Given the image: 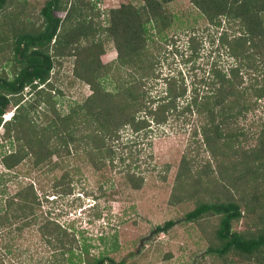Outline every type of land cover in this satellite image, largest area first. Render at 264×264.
<instances>
[{
	"label": "trees",
	"instance_id": "obj_1",
	"mask_svg": "<svg viewBox=\"0 0 264 264\" xmlns=\"http://www.w3.org/2000/svg\"><path fill=\"white\" fill-rule=\"evenodd\" d=\"M139 1L142 3L139 7L123 4L110 9L108 26H102L100 21L95 23L89 16L94 5L90 0H46L38 14L42 22L35 26V23L25 24L20 20L25 11L23 8L16 11L19 8L17 0H0L3 20L0 50L8 56V62H13L11 79L4 70L0 74V127L5 130V139L10 142L13 138L17 142L15 150L2 158L7 169L29 158L38 168L51 161L53 155L61 159L79 150L94 170H100L108 162L113 166L116 157L113 143L119 142L123 129L129 127L132 135L137 134L149 127L150 118L156 124L164 123L165 115L177 109L176 102L186 96L187 89L173 78L163 79L165 91L150 100L156 103L154 107L144 101L148 98L146 81L155 78L152 56L147 49L148 26L151 25L157 35L169 27L171 17L165 6L177 0ZM192 4L211 25L224 23L229 29H237L236 36L235 30H230V34L220 38L229 57L237 63L226 71L214 66L211 78L200 82L203 89L208 87L206 94L200 96L203 90L193 88L182 109L205 114L208 122L207 126H202V133L209 148L219 140H223L224 147L237 144L244 165L240 176L242 188L249 194L244 193L236 200L220 193L214 195V199L204 200L201 196L204 191L198 186L200 180L194 179L190 167L181 160L174 190L184 191L185 197L180 201L197 199L195 208L185 214L182 221L192 223L205 217H217L214 242L209 243L206 253L225 264H228L229 255L248 264H264V118L260 121L257 143L250 150L240 148L239 138L245 134L234 126L239 117L254 109L255 103L264 100V0H192ZM55 12H64V18L57 17ZM104 41L112 42L117 52L113 65L104 66L100 61ZM68 58L73 59V77L86 83L91 94L61 115L52 97L56 88L51 74L55 64ZM122 69H131L133 74H128V78L119 77L116 91H106L101 81L113 72L120 74ZM246 78L248 84L244 86ZM25 88L30 89L31 97L26 101L23 99ZM10 105L14 107L12 118L2 123V116ZM40 105L44 107L41 113L37 111ZM35 113L41 114L40 122L36 121ZM141 113L144 116H140ZM133 143L132 146H136L137 142ZM124 174L125 184L131 189L141 188L142 176L130 171ZM221 185L223 191L224 186L233 187L230 180H223ZM15 196L19 199L17 203L13 202V196L7 199L1 224L10 222L17 214L26 216L24 219L31 217L21 227L36 222L35 209L39 202L32 185ZM242 208L251 212L262 227L254 232L234 231L233 225L242 219ZM176 223L170 220L156 227L152 234L167 231ZM41 228L42 236L48 243H57L61 254L73 250L75 239L65 229L49 220L43 222ZM106 263L115 264L110 258H92L86 254L75 264Z\"/></svg>",
	"mask_w": 264,
	"mask_h": 264
},
{
	"label": "rangeland",
	"instance_id": "obj_2",
	"mask_svg": "<svg viewBox=\"0 0 264 264\" xmlns=\"http://www.w3.org/2000/svg\"><path fill=\"white\" fill-rule=\"evenodd\" d=\"M45 1L17 0L19 8L16 11L21 8L25 11L19 19H23L25 24L38 26L42 22L38 14ZM90 1L94 5L89 16L95 23L100 21L102 26H108L110 9L123 4L142 5L139 0ZM165 10L171 17L169 27L157 35L151 25L148 26L147 49L152 56L155 78L146 81L148 98L144 101L149 107L155 106L156 103L150 100L165 91L164 78L183 83L187 93L177 100V109L165 115L164 123L156 124L150 118L149 127L138 135H132L129 127L121 131V139L113 143L116 149L114 167L108 162L100 170H94L79 150L77 153L71 151L70 156L61 159L53 155L51 161L38 168L32 165L30 158L24 159L9 170L2 164V158L15 150L17 142L13 138L10 142L5 139V130L0 127V264H75L80 263L86 254L92 258H110L115 264H225L206 253L209 243L214 242L218 218L183 222L184 215L195 208L197 199L180 201L185 197L184 191L174 190V187L178 184L176 173L181 160H184L194 179L200 180L198 186L204 191L201 195L204 200L214 199V195L220 193L237 200L249 192L242 188L240 176L244 165L241 164L237 144L224 147L223 140H219L209 148L202 133V126H207L208 122L205 114L182 109L193 88L203 90L200 96L206 94L208 87L203 89L200 82L211 78L214 66L226 71L237 63L220 42L223 34H230L232 29L224 23L220 26L208 23L192 0L171 2L166 4ZM55 15L63 19L65 13L55 12ZM233 30L236 36L237 29ZM103 44L104 54L100 61L104 66L113 65L117 57L115 47L110 41ZM1 51L0 74L4 70L11 79L13 62H8V56L5 57ZM72 60L63 59L60 64H55L51 74V82L56 88L52 97L61 115L67 114L70 108L91 94L86 83L73 77ZM128 70L122 69L120 74L111 73L112 76L110 74L101 81L102 87L109 92L116 91L119 77L128 78V74H133L131 69ZM245 81L244 86L248 79ZM29 91V88L23 91L25 101L31 99ZM248 98L254 102L253 98ZM263 103L264 100L255 103L254 109L239 117L234 124L245 134L239 138L243 150H250L257 143L260 121L264 118ZM42 109L44 107L40 105L37 111L41 113ZM13 112L14 107L10 105L5 114L12 115ZM35 114L36 121L40 122L41 114ZM134 141L136 146H132ZM52 166L55 167L51 169ZM220 168L224 170L220 171ZM126 171L143 177L139 190L125 184L123 177ZM221 180H230L233 187L224 186L223 191ZM29 185H32L39 202L35 209L37 221L21 227L31 217L24 219L26 216L17 214L10 222L1 224L6 214L7 199L13 196V202L17 203L19 199L15 194L26 190ZM255 211L258 213L260 209ZM242 215V219L233 225L234 231L254 232L262 227L251 212L243 210ZM47 220L73 235L76 244L72 251L61 254L57 243H48L42 236L41 227ZM170 220L177 222L176 225L152 234L156 227ZM226 259L228 264H248L237 256L229 255Z\"/></svg>",
	"mask_w": 264,
	"mask_h": 264
},
{
	"label": "clouds",
	"instance_id": "obj_3",
	"mask_svg": "<svg viewBox=\"0 0 264 264\" xmlns=\"http://www.w3.org/2000/svg\"><path fill=\"white\" fill-rule=\"evenodd\" d=\"M13 115V114H12ZM12 115H8V114H4L2 117H3V120L5 121V122H7V121H10L11 120V118H12ZM2 120V121H3ZM1 128H2V126H1Z\"/></svg>",
	"mask_w": 264,
	"mask_h": 264
}]
</instances>
